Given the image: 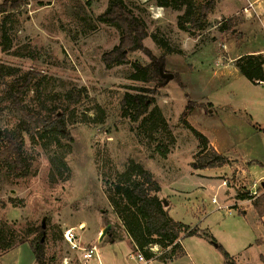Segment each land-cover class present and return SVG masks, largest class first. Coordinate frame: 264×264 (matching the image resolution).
Returning <instances> with one entry per match:
<instances>
[{"label":"rangeland","instance_id":"obj_1","mask_svg":"<svg viewBox=\"0 0 264 264\" xmlns=\"http://www.w3.org/2000/svg\"><path fill=\"white\" fill-rule=\"evenodd\" d=\"M109 1L24 0L0 15V264H36L29 245L39 228L45 264H225L216 245L236 264H262L261 231L251 213L217 208L222 201L254 204L263 194L257 184L264 181V133L256 130L264 129V83L247 80L232 57L264 49V26L254 20L242 29L237 17L209 14L198 19L203 28L194 29L201 8L210 11L220 0H167L170 7L161 10L159 0H122L146 27L145 51L130 52L129 63L107 69L102 55L118 45L120 31L96 18ZM151 57L163 58L162 72L173 78L158 84L133 80V64L147 66ZM24 77L29 82L22 111L58 118L65 132L52 126L41 130L42 138L22 133V174L8 171L3 150L4 134L21 121L11 94ZM144 90L154 91L146 94L152 104L132 123L122 115L121 100ZM188 100L190 126L221 150L262 165L227 158L219 169L197 170L199 144L180 119ZM130 161L158 183L169 217L199 232L181 235L183 248L181 240L174 253L185 255L172 259L171 247L148 245L144 253L153 258L147 260L135 250L117 215L126 204L113 193ZM246 167L249 181L241 173ZM197 174L208 178L197 180ZM68 229L75 249L64 239ZM96 231L102 236L94 243ZM92 247V258L85 260L83 249Z\"/></svg>","mask_w":264,"mask_h":264},{"label":"trees","instance_id":"obj_2","mask_svg":"<svg viewBox=\"0 0 264 264\" xmlns=\"http://www.w3.org/2000/svg\"><path fill=\"white\" fill-rule=\"evenodd\" d=\"M24 0H2L0 3V15L8 11L17 10ZM161 8L170 7L167 0H159L158 4ZM180 4L174 2L173 7L179 8ZM209 6L202 7L199 18L192 21L194 29H201L199 20L205 17L209 12ZM186 15H188L186 13ZM102 24L115 27L120 31V39L117 46L111 51L102 55L104 66L109 69L113 66L129 63L127 54L135 51H145L142 46L143 40L148 37L144 23L137 18L123 3L122 0H110L108 7L104 13L96 18ZM180 25V29L183 27ZM4 39V38H3ZM262 55H248L237 59L236 69L247 80L254 85L264 82ZM151 63L147 66L133 64L136 74L132 77L133 80L143 83H155L160 79H164L160 75V69H163V58L154 59L151 57ZM29 79L24 77L21 80L20 86L14 93L11 94L12 104L16 113L20 116L21 121L13 132L4 134L7 140V145L3 150L5 166L10 172H23L27 169L21 157L22 133L29 134L32 137L42 138L44 136L41 130L55 126L56 131L65 132V126L58 118L52 121L41 117H34L26 114L20 108V101L23 97ZM147 93L153 94L152 90H144L142 94L132 95L125 94L121 100L122 115L130 119L132 123L139 121L147 113L152 104V99L148 98ZM188 98V97H187ZM189 100L181 113L180 119L184 126L191 132L194 138L198 141V153L196 155V169H216L228 164L225 156L218 154L212 147L208 148V140L204 135L190 126L185 118L193 110V105ZM264 133V129H262ZM68 139L69 136L66 134ZM164 156L167 153L164 150ZM160 188L158 183L153 179L152 175L146 171L140 164L130 161L124 173L119 175L117 182L113 185V193L121 198L126 204V210H118L117 215L119 220L134 245V248L139 253L145 255L144 248L148 245H158L160 248H172V259H177L183 256L181 253L176 254L174 250L179 248V241L183 238L199 236L196 228L189 227L172 220L167 210L164 209L161 200L158 197ZM110 202L115 205V202L110 198ZM254 209L259 217L264 215V193L261 197L255 200ZM127 211L129 216L123 214ZM37 240L29 245V248L34 256L36 264H45V244L41 240L43 229L39 228ZM184 235L183 238L181 235ZM257 244V241H256ZM259 245V244H258ZM224 258L225 264H236L230 256L222 249L220 245L215 246ZM149 260L153 257L145 255ZM152 256V255H151ZM145 260V259H144ZM171 260V259H170ZM259 260L264 264V255L259 256Z\"/></svg>","mask_w":264,"mask_h":264},{"label":"crops","instance_id":"obj_3","mask_svg":"<svg viewBox=\"0 0 264 264\" xmlns=\"http://www.w3.org/2000/svg\"><path fill=\"white\" fill-rule=\"evenodd\" d=\"M158 8L161 10V9H165V8H168V7L161 8L158 5ZM209 14H212V17L215 18V19L230 18V19H228L229 21L231 20V17H235V18L237 17V18H239L240 27L242 29L246 28L248 23L249 22H253L254 20H256L258 23H260L262 26H264V0H220V1L215 2V4L210 9V11L208 12L207 15H209ZM228 20H226V21H228ZM248 27H249V25H248ZM242 35H243V33L240 34L239 37H242ZM248 54H250V55H264V49L263 48L254 49V50L248 51L246 53H241V54L234 55L232 58H234V59L236 58V60H237V59H239L242 56H248ZM262 83H264V82H262ZM259 84H261V83H259ZM190 125H192V124H190ZM256 131H259V132L263 133L262 129H260V128H258V130H256ZM206 139L208 140V138H206ZM208 142L211 145V147L218 154H221V155L225 156L226 158H228L230 160L242 161L243 163L244 162L245 163H251L250 166L253 165V164L262 165L258 160H251L250 159L251 157L249 158V160L245 159V158L243 159L242 157H238V155H236L235 152L229 151V149L227 151L221 150L219 148V146H220L219 143H217L215 139L209 138ZM250 148L252 150L251 152L253 153V147H250ZM247 167H249V166H247ZM247 167L245 168V170H242L241 173L243 175H246L247 180L249 181ZM216 169H219V168H216ZM204 172H206V171H204ZM195 178L197 180H204V179H207L208 177L203 176V175L201 176L200 174H197V176ZM258 185H259V187H261V189L263 190V193H264V181L259 180V184H257V186ZM217 187H223L225 189V185L223 186L220 183H219V185ZM252 188H254V185H252V187H250V191H251ZM249 195H251V194H249ZM158 196H159V193H158ZM225 197L227 199L226 191L224 193V198ZM222 203H223V205L219 206V208H217V209L221 210L222 208L228 207V209L226 210V211H228V214L231 213L230 209L238 210L243 215H246L249 212L251 213L252 217L254 218V222L256 224V228L258 227L257 230L261 231V235L258 238V239H262V244H260V245L264 246V215L261 216V217H259L257 215L256 210L254 209V205L252 203V200H249V199H244V200H240V201H236L235 200V203H234V201H231L229 203H226V202L222 201ZM239 207H242V209L239 208ZM190 229H191V227H190ZM100 231H96L93 234V235H95L94 236L95 237L94 238V243L97 242V241L100 242V239H99V235L101 233ZM198 234H199V232H198ZM193 237H196V236H193ZM182 248H183V240H182ZM183 253L185 255L184 250H183ZM260 255H264V254H259V256Z\"/></svg>","mask_w":264,"mask_h":264},{"label":"built area","instance_id":"obj_4","mask_svg":"<svg viewBox=\"0 0 264 264\" xmlns=\"http://www.w3.org/2000/svg\"><path fill=\"white\" fill-rule=\"evenodd\" d=\"M252 194L255 195L256 192H253ZM211 203L214 204V205L217 204V201H216V198L215 197L212 198ZM64 239L66 240V242H68V243L71 244V246H72L73 249L77 248L76 245L73 243L74 236H73L71 230L68 229V230L65 231V233H64ZM78 250H81V249H78ZM93 251H94V247H92V248H90L88 250L87 249H83V253H84L83 254V257H84V259L85 260H89L90 258H92ZM138 260L144 262V259H143L142 256H139L138 257Z\"/></svg>","mask_w":264,"mask_h":264},{"label":"water","instance_id":"obj_5","mask_svg":"<svg viewBox=\"0 0 264 264\" xmlns=\"http://www.w3.org/2000/svg\"><path fill=\"white\" fill-rule=\"evenodd\" d=\"M160 75L162 78H164V80L167 82L168 80L172 79L173 76L170 74H163L162 70L160 69ZM163 206H166V202H162Z\"/></svg>","mask_w":264,"mask_h":264},{"label":"bare ground","instance_id":"obj_6","mask_svg":"<svg viewBox=\"0 0 264 264\" xmlns=\"http://www.w3.org/2000/svg\"><path fill=\"white\" fill-rule=\"evenodd\" d=\"M100 236H102V235H100ZM102 238V237H101Z\"/></svg>","mask_w":264,"mask_h":264}]
</instances>
